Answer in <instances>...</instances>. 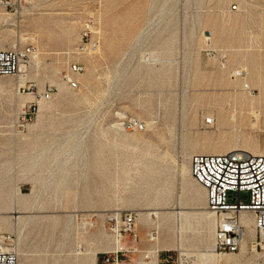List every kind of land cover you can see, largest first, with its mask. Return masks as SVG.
Segmentation results:
<instances>
[{
  "label": "rangeland",
  "instance_id": "obj_1",
  "mask_svg": "<svg viewBox=\"0 0 264 264\" xmlns=\"http://www.w3.org/2000/svg\"><path fill=\"white\" fill-rule=\"evenodd\" d=\"M88 16L100 46L78 56ZM208 34L225 67L203 51ZM27 45L33 61L0 77V232L15 236L19 264H96L115 247L106 219L124 212L138 214L137 240L119 245L124 264H264L253 226L237 253L213 252L204 190L180 173L194 146L264 151V0H24L0 10V50ZM239 67L249 90L231 76ZM123 117L144 129L121 128Z\"/></svg>",
  "mask_w": 264,
  "mask_h": 264
},
{
  "label": "built area",
  "instance_id": "obj_2",
  "mask_svg": "<svg viewBox=\"0 0 264 264\" xmlns=\"http://www.w3.org/2000/svg\"><path fill=\"white\" fill-rule=\"evenodd\" d=\"M23 1L0 0V10L16 11L21 8ZM232 9L236 7L233 6ZM80 34V44L76 54L80 56L96 53L100 46V39L93 16L86 18ZM203 51L209 58L218 61L221 67L226 66V51L215 50L211 46L209 34L205 37ZM35 54L36 49L32 45L1 49L0 77H18L26 64L29 65L33 61ZM83 70L84 66L77 58L71 59L65 76L66 83H73L75 89L77 81L73 76L81 74ZM231 76L240 80L245 90H249L245 68H236L231 72ZM38 96L41 100L51 98L49 93ZM34 107L35 104L29 103L21 112L23 123L31 121L35 114ZM119 121L120 127L128 131L144 129V124L134 117H123ZM189 169L193 181L204 190L206 208L215 219L213 252L226 255L239 251L244 235V226L240 220L243 213L253 218L255 248L264 246V154L254 155L243 150L220 154L197 153L189 158ZM81 221L87 228L94 226L92 215H83ZM106 221L114 237L115 247L109 252L101 253L96 264H124L121 258L123 248L119 245L125 236H129L134 241L137 240L138 214L124 212L110 216ZM146 237L149 242H154L157 239V232L150 230ZM15 239L12 233L0 232V264H19ZM169 258V256L165 258V263L169 262Z\"/></svg>",
  "mask_w": 264,
  "mask_h": 264
},
{
  "label": "bare ground",
  "instance_id": "obj_3",
  "mask_svg": "<svg viewBox=\"0 0 264 264\" xmlns=\"http://www.w3.org/2000/svg\"><path fill=\"white\" fill-rule=\"evenodd\" d=\"M15 47V46H12V48ZM37 55V54H36ZM36 55L34 56V58L36 57ZM152 57V56H151ZM142 61V60H141ZM27 67V66H26ZM23 69V67H22ZM24 70V69H23ZM22 70V72H23ZM68 86L71 88V89H74V85L73 83H67ZM22 85V83L20 84ZM43 109L42 105H40V111ZM194 151L195 153H202V154H220V153H226V152H229L231 151L229 148H223L221 150H209L205 147H200V146H194ZM249 149V148H248ZM246 152H249L251 154H254V155H262L264 154V151H259V150H255V149H249V150H244ZM178 162V161H177ZM178 165V164H177ZM190 169L188 170L186 165L183 164L180 168V173L181 175L184 177V176H191L190 175ZM192 178V177H191ZM151 212V211H150ZM145 212V211H142L140 213V216H141V221L142 222H147L149 219H150V215H155L157 216L160 211L157 210L155 212ZM14 214H17L14 217V220L16 222H18L19 218H20V213L16 210V207L14 208V211H13ZM177 214H182V215H185L184 212H182V210H177L176 212ZM26 215V214H25ZM40 215V214H39ZM203 215L205 216V218L207 219H210V218H213V214L208 211V212H203ZM177 216V215H176ZM240 220H241V223L242 225L244 226V235H243V239H242V243L244 242V238H247V237H252V226H253V229H254V225H253V218L248 215V214H241V217H240ZM157 253V252H156ZM215 254L214 253H209V254H202L200 256L201 258V261L203 263H208V262H212L215 258Z\"/></svg>",
  "mask_w": 264,
  "mask_h": 264
},
{
  "label": "crops",
  "instance_id": "obj_4",
  "mask_svg": "<svg viewBox=\"0 0 264 264\" xmlns=\"http://www.w3.org/2000/svg\"><path fill=\"white\" fill-rule=\"evenodd\" d=\"M166 257H167L166 255H162V256H161V258H160V260H159L160 264H165V258H166Z\"/></svg>",
  "mask_w": 264,
  "mask_h": 264
}]
</instances>
